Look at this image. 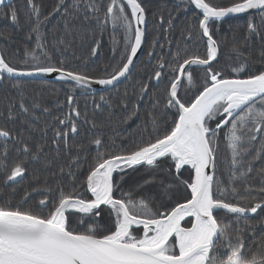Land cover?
<instances>
[{"label": "snow or ice", "instance_id": "snow-or-ice-1", "mask_svg": "<svg viewBox=\"0 0 264 264\" xmlns=\"http://www.w3.org/2000/svg\"><path fill=\"white\" fill-rule=\"evenodd\" d=\"M27 4L32 14L27 38L35 34V45L31 50L25 46V58L19 63L7 60L0 51V83L51 74L74 83L69 84L65 100L57 102L61 115L39 129L43 134L40 139L0 126V173L4 174L3 183L12 187L11 195L0 196V264H264V237L255 251L247 244L249 239L255 242L251 214H257L264 225V198L242 203L247 197L239 191V185L245 184L246 192L264 194V167L257 173L262 177L258 189L245 183L253 172V161L264 154V0H231L228 5L181 0L179 8L170 10L168 29L188 8L199 12L195 22L181 26V41L176 42L175 52L169 48L167 59L159 53L153 56V51L164 45L152 41L147 52L156 60L152 73L147 81L137 82L131 108L128 90L120 96L118 106L127 112L123 121L113 124L111 115L108 117L114 129L119 123H128L137 116L145 94L152 108H158L154 90L166 82L163 132L159 131V117L149 112L152 137L142 139L131 150L117 152L113 137L105 140L102 132H96L88 139L89 147L95 145V155H90L83 143H74L83 134L84 125L90 124L91 129L103 126L80 109L77 89L81 96L91 95L94 110L102 105L96 103L93 85L119 93L118 84L122 78H130L145 39V7L138 0H56L44 15L35 0H27ZM57 14L65 34H75L81 40L87 34L93 39V56L100 48L97 36H102L109 24L114 31L122 29L124 45L119 60L110 68L106 66L105 74L98 77L68 70L64 60L72 41L54 38L49 45L43 32V26ZM238 14L248 15L246 35L232 45L234 56L229 59L235 60V66L230 65L226 75L217 67L223 41L214 38V26L218 31L219 22ZM6 17L19 27L17 9L10 0H0V18ZM160 23H165L163 15ZM253 37L262 46L260 59L253 62L262 65L258 71L251 70V56L242 51ZM185 38L193 43L202 41L205 54L190 53ZM112 43L115 55L118 41ZM166 44L171 46L173 41ZM244 72L246 78H240ZM11 86L17 95L3 97L6 118L15 121L19 117L21 125L37 131L33 121L40 117L36 110L47 114L51 110L32 100L19 80ZM188 92L192 95L184 99ZM99 100L116 107L104 95ZM222 137L230 156L218 160ZM253 149L255 155L246 159ZM11 151L18 158L9 165ZM140 166L152 179L126 188L129 170L137 172ZM42 172L43 183L24 187L16 198L13 185H21L29 176L38 182ZM159 172L169 177L167 183L158 182L161 195H142L146 185L157 183ZM185 172L190 180L183 178ZM181 191L187 193L183 201L178 198Z\"/></svg>", "mask_w": 264, "mask_h": 264}, {"label": "trees", "instance_id": "trees-1", "mask_svg": "<svg viewBox=\"0 0 264 264\" xmlns=\"http://www.w3.org/2000/svg\"><path fill=\"white\" fill-rule=\"evenodd\" d=\"M142 6L145 7V12L147 14V29H146V44L143 55L141 56L135 69L131 72V76L125 79L120 84H118L119 93L106 90V91H94L96 103L102 105V109H95L93 107V102L91 95L81 96V90L77 89L76 95L79 99L80 109L86 110L90 118L94 119V122L103 125L98 129H91V125H84L81 135L77 136L74 143H83L88 147V153L90 155H95V145L88 146V139L91 135L96 132H102L104 134L103 138L108 140L110 137L115 139V151H128L134 148V146L140 142L142 139L146 141L148 138L152 137L154 134L152 132L151 116L149 112L153 115L159 117L160 128L159 131L162 133L165 124L163 121L166 119L162 113L165 111L164 104L166 102V82L161 84L159 89L154 90L155 96L160 101V106L156 109L152 108V101L149 96L145 94L144 99L139 101V112L136 117H134L128 123H119V126L115 129L109 125L108 117L111 115V120L113 124L123 121L127 112L120 106V96L123 94L124 90L127 89L129 93V108H131L132 103L135 102V97L132 95L133 92L138 91L139 85L138 81H147L148 76L153 71V67L156 64L155 59H150L147 55L149 48L151 47L153 40H158L160 45L164 47L156 48L153 51V56L157 53L164 55L168 58L169 48L171 51L175 52L176 42L181 41L180 29L183 24H187L190 20L195 22V14L199 11L194 7L188 8L186 11L181 12L180 15L172 21L173 28L168 29L167 18L168 12L170 10L175 11L181 6V0H138ZM41 7V11L44 15L52 10L55 6L56 0H35ZM213 4L228 5L231 0H211ZM18 11L19 27L14 24L10 17L0 18V47L3 51L4 56L7 60L19 63L22 61L24 56L25 46L31 50L36 41L35 34H32L31 39H28V33L32 26L29 22V18L32 16L30 11V6L27 4V0H14L10 3ZM8 9L5 8V11ZM126 11L130 14V9L126 7ZM165 17V23L162 25L160 23V16ZM202 18V17H201ZM248 21V15L238 16L229 18L219 22V30L215 31L214 26V38L218 41H223L218 59L220 63L217 65L218 68H222L225 74H230V65L235 66V60L229 59V55L234 56L230 53V49L233 44H238L243 40L246 35V25ZM259 17H256V22L258 23ZM55 28V32L53 29ZM165 29H168L165 31ZM43 32L45 34V39L48 41L49 45L51 41L55 39L63 38L66 41H72L70 50L66 53V58L64 60V66L68 70H74L78 73H87L90 76H102L105 74V67L109 68L119 60V56L123 51L124 45V34L123 30L119 27L114 31L109 24L102 36H97L100 40V48L97 50L96 55L90 54V49L93 47V39L85 34L83 40L76 36H69L64 33L63 21L60 20L59 14L53 16L51 20L43 26ZM113 39L118 41L116 45L115 55L113 54ZM171 39L173 44L171 46L166 44V41ZM189 52L195 53L203 56L205 54V46L202 41L193 43L192 41L185 38ZM262 46L260 42L253 37L250 45H245L242 51L247 55L250 54V68L252 71H258L262 65L260 63H253L260 59V51ZM215 63V62H214ZM248 70L246 69V72ZM246 72L240 73V78H246ZM234 75V74H232ZM19 80L26 92V94L32 99L41 103L43 106H47L51 110V114L43 113L42 110L37 109L36 115L40 117L39 121H33L36 126L37 131H30L27 125L20 124V118L17 117L15 121H10L6 118V109L4 108L3 97L8 96L9 98L16 97L17 90L12 88V84ZM73 82L64 81H45V80H31V79H10L5 83H0V111L4 112L3 116H0V126L7 127L10 131L19 133L23 131L26 135H30L33 140H38L42 137V132L39 129H43L45 122H51L52 118L57 115H61L62 110L56 107L57 102H63L65 100L66 93L69 91V84ZM153 85L156 81L151 82ZM104 95L106 99L112 102L116 107L110 108L108 104H104L99 100V96ZM192 95L188 92L184 99H187ZM85 104L87 108L85 109ZM174 111V110H172ZM74 115V114H73ZM61 118H63L61 116ZM78 124L82 122L77 120ZM63 127V126H61ZM117 133H119L117 135ZM52 129H48L47 138L51 142ZM2 145V141H0ZM75 151V150H73ZM0 153H2V147H0ZM252 155H255L254 151L250 153V156L246 159H250ZM230 156V151L226 150L224 147V140L221 138L220 141V151L218 153V160L221 157L227 158ZM15 151H11L8 164L11 165L12 161L17 159ZM22 158V157H19ZM62 161H57L61 163ZM253 172L250 174L249 179L245 182L250 185L253 189H258L261 186V175L257 174L258 170L264 167V154L262 158L253 161ZM39 167V165H36ZM168 167V165H165ZM174 171V169H173ZM183 171V170H182ZM125 180V187H132L138 183H143L145 179H152V174L145 172L143 166H140L137 172H131ZM194 174V173H193ZM28 175V173H26ZM83 172L81 173V177ZM45 174L42 172L40 174V180L34 181L31 176L25 180L21 185L16 187V198L19 197L24 187H30L35 183H43ZM184 179H189V173L185 172L183 175ZM4 174L0 173V196H8L12 194V187H9L3 183ZM19 179V178H18ZM50 179V178H49ZM155 181L157 183L149 184L145 186V189L141 193L142 195H153L159 197L161 193L158 192V182L164 181L167 183L169 177L164 172H159L155 176ZM79 191H83L79 188ZM245 184L239 185L240 195L247 197L242 203L250 204L255 202V200H260L264 198V194L258 191L246 192L244 190ZM67 190V189H66ZM90 195V194H86ZM187 196L186 192L181 191L178 198L183 201ZM15 202V201H14ZM34 206V205H33ZM259 211V210H258ZM250 224L255 228V242L251 239L247 241V244L251 247L253 251L256 250L257 243L262 237H264V225L259 223V217L257 214H251Z\"/></svg>", "mask_w": 264, "mask_h": 264}, {"label": "water", "instance_id": "water-1", "mask_svg": "<svg viewBox=\"0 0 264 264\" xmlns=\"http://www.w3.org/2000/svg\"><path fill=\"white\" fill-rule=\"evenodd\" d=\"M14 0H10V3H12ZM139 2V1H138ZM130 9V8H129ZM199 11V10H198ZM247 14H238L235 16H230V17H226L224 20L229 19V18H233V17H238V16H244ZM146 29H147V23L145 25V39L144 42L141 46V49L138 51L137 54V58L134 60V64L135 67L138 64L141 56L143 55L144 49H145V44H146ZM206 39V38H205ZM0 51H1V47H0ZM219 57V55H218ZM215 62V61H214ZM213 62V63H214ZM13 79H31V80H45V81H61L57 78V74H51V75H43V76H37V77H22V78H13ZM125 79L122 78L121 81L119 82V84L124 81ZM74 83V82H73ZM93 90L94 91H106L104 86H99V85H93Z\"/></svg>", "mask_w": 264, "mask_h": 264}, {"label": "flooded vegetation", "instance_id": "flooded-vegetation-1", "mask_svg": "<svg viewBox=\"0 0 264 264\" xmlns=\"http://www.w3.org/2000/svg\"><path fill=\"white\" fill-rule=\"evenodd\" d=\"M222 139H223V137H222ZM253 151H254V149H253Z\"/></svg>", "mask_w": 264, "mask_h": 264}]
</instances>
